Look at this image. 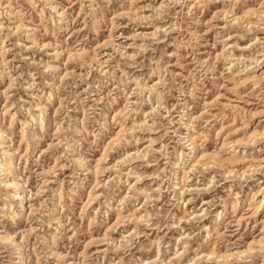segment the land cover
<instances>
[{
  "label": "clouds",
  "instance_id": "clouds-1",
  "mask_svg": "<svg viewBox=\"0 0 264 264\" xmlns=\"http://www.w3.org/2000/svg\"><path fill=\"white\" fill-rule=\"evenodd\" d=\"M53 2L0 0V42L7 41L5 53L12 51L15 61L13 70L22 63L35 67V71L30 73L32 83L22 76L14 77L16 87L31 95L32 106L42 100L49 105L60 100L63 105L61 116L66 115L70 108H75L76 114L67 116L61 131L53 136L51 124L43 134L37 132L36 124L27 115L28 102L16 101V112L26 121L23 144L29 147L31 159L35 161L36 155L47 143L43 137L51 138L53 148L49 150V155L55 158L63 153V166L71 171V179L66 187L64 181L59 179L54 187H50L49 183L40 185L41 191L37 194L27 186L26 176L33 174L39 185L41 180L50 181L55 177L56 172L60 171L59 166L51 172L33 173L31 168H27L22 173L17 170V157L12 155L9 173L7 165L0 163V264H172L173 261L180 264L188 249L185 248L183 254L177 251L173 255V248L163 243V237L159 235L166 228L190 233L185 244L192 237L203 233L200 239L193 241L198 245V257L201 251L207 250L206 245L217 242L221 250L227 245L233 264H239L242 259L243 264H264V247L255 255L245 253L242 257L235 250L238 246L228 242L229 236L239 231L240 220L233 218L234 231L231 233L220 231L222 221L227 219L229 213L227 206L214 212L213 209L217 207L215 199L205 201L207 207L201 205L186 217L192 220L190 225H186L187 232L176 222L177 217L171 211L183 209L190 202L185 199L186 196L195 200L210 192L222 179H244L235 170H225L224 176L217 173L206 177L205 173L209 169L198 161L202 150L198 134L201 131L209 132L216 123L223 125L224 121L223 115H211L209 109L212 106L205 108L203 113L200 112L199 103L195 110L190 108V95L199 88L203 98L202 78L213 71L211 57L205 60L198 51L184 54V50L192 49L197 40L204 44V32L211 31L213 27L208 19L213 9L204 11L202 8L207 0H123L121 8L115 10L116 27H125L122 23L124 20L129 25L135 20L138 23L134 27L143 23L152 30L135 32L131 37L113 33V38L99 48L92 47L95 40L68 46L53 40L41 47L33 39L35 28L21 26L17 32V22L22 21L25 11H29L25 9V4L31 5V9H39L40 14L47 13L42 23L49 24L53 33L68 18V10L78 4L84 25L89 29L88 35L96 32L102 36L113 10V0H67V6L60 2L55 7L51 6ZM215 8L216 18L225 21L226 28L235 30L240 38L247 37L253 44L259 45L256 50L258 58H252L250 63L243 55L233 58V62L225 67V72H233L238 67L239 72L236 74L241 75L257 66L264 67V39H259L264 35V0H221ZM129 39L132 41L130 44L127 43ZM232 47L236 48L237 45ZM30 48L34 52L48 49L45 53L48 59L37 61L26 55ZM66 53H71L78 67L83 65L82 74L62 76ZM105 67L108 69L106 74ZM37 78L39 83H35ZM34 87L36 92L32 95ZM238 89L237 84L227 91L236 97V102L246 103V93L241 95ZM130 96H135V101H131ZM126 100L129 106L119 113L116 124L124 127L129 119L143 120V123L135 124L134 128L137 133L147 136L146 147L137 148L131 154L123 153V158L115 165L102 170V173L107 171L108 176H100L103 191L94 193L93 200L99 203L103 211H92L100 217H106L110 211L119 214L124 211L126 202L135 201L133 207L138 212L142 207L143 212L121 221H134L130 231L125 228L117 235L114 234L116 227H113L107 235H103L104 224L97 225L96 218L87 208L79 210L86 194V185L81 184V180H86L87 185L92 183L96 175L95 166L86 152L96 153L108 140L112 126L110 116ZM253 102L260 110L251 115L264 116V91ZM81 103L87 109V116L82 122L79 118ZM233 103L229 101V106ZM145 109L150 110L146 120L143 115ZM38 120L37 116V124ZM220 131L223 132L224 127ZM12 135L10 130L0 131V139H11ZM228 135H232V132ZM135 140L133 136V144ZM81 141L88 145L87 150H81ZM120 141L126 149L124 136H121ZM141 142H145L143 136ZM116 143L113 140L109 148ZM239 143L244 149L240 158H236L240 148L233 145L227 163L236 164L252 159L259 169H264V159L256 160L247 151L252 148L255 152L264 153V148L258 147L264 143V134H259L255 141L245 139ZM2 150L3 145L0 144ZM30 156L24 155V161H28ZM149 167L155 169V175L147 174ZM182 171L185 173L183 183L179 179ZM193 178L195 184L191 183ZM145 180L149 183L145 184ZM261 191L264 192V188ZM231 211H236V203L232 204ZM86 214L92 217L91 227L80 222ZM209 217H212L210 224L202 225L201 222ZM244 218L247 219V216ZM150 230L156 231L157 235L148 240ZM94 235L100 238L89 239ZM141 236L145 237V241L140 240ZM85 242L88 247H85ZM142 244L145 248L156 249L154 260H145L136 255L133 249H138ZM93 246L98 251H92ZM200 258L207 260L206 255ZM185 264L190 262L185 261Z\"/></svg>",
  "mask_w": 264,
  "mask_h": 264
},
{
  "label": "rangeland",
  "instance_id": "rangeland-1",
  "mask_svg": "<svg viewBox=\"0 0 264 264\" xmlns=\"http://www.w3.org/2000/svg\"><path fill=\"white\" fill-rule=\"evenodd\" d=\"M6 2V0H5ZM24 0H21L23 3ZM63 2L64 6H67V0H54L51 6L55 7L56 3ZM123 0H113L111 5L112 11L109 14V19L105 25V32L102 36H98L96 32L88 35V27L84 25L83 17L80 14L79 5L76 4L73 8L68 10V18L62 21L60 29L55 33L50 31L51 26L47 23H42L44 15L47 13L40 14L39 9H31V5L25 4V11L22 21H18L16 24V30L19 33L21 26L24 28H35L36 31L32 34L35 42L43 47V45L55 40L58 44L68 46L71 44H78L81 41L86 42L87 40H95L92 45L93 48H99L101 45L107 44V42L113 38V33L117 36L120 34L131 37L135 32H148L152 29L140 23L139 27H134L138 22L133 21L131 25L124 20L122 23L125 25L123 28H117V13L116 9L121 8ZM221 3V0H207L206 4H202L204 11L208 8H212V15L208 17L213 27L211 31H205L204 36L206 37L205 43L201 44L199 40L196 41L192 49L184 50V54L188 55V52L193 53L199 52L200 56L207 60L211 57L213 62V71L210 75L202 78L201 87L204 88L203 98L199 88H197L192 95H190V108L195 110L199 103L200 112L203 113L205 108L212 106L209 110L212 116L223 115V125L216 123L215 126L209 132L201 131L198 135L200 137L201 148L198 161L208 167L209 171L205 173L206 177H210L217 173L224 176L225 170L227 171H239L244 177L243 181H232L228 179L220 180L213 189L202 194L201 197L193 200L191 196H186L185 199L190 202L187 203L183 209H171L172 213L177 217L176 222L181 225V228H185L186 225H190L192 220L186 219L195 209H199L201 205L205 204V201L215 199L217 201V207L213 211H218L221 208L227 206L228 217L225 221H222L223 227L220 231H228L231 233L234 231L233 218L240 220L239 231L235 232V235L229 236L228 242L230 244L238 246L237 249L241 256L245 253L255 255L261 247H264V192L261 191L264 188V169H259V166L253 163L252 159H245L239 163L231 164L227 163L232 151L233 145L240 148V152L237 153V159L240 158V153L244 151L240 146V141L251 140L255 141L259 134H264V116H253L252 113H257L260 108L253 101L264 91V67L257 66L256 69H252L247 73L237 75L239 68H234L233 72H225V67L233 62V58H239L241 55L248 58L250 63L252 58H258L256 56V50L259 47L258 43L253 44L247 37L240 38L235 30H229L225 27V21L218 20L216 18L217 12L215 5ZM195 11V10H193ZM7 23V22H6ZM11 27V25H8ZM79 37V39H77ZM259 39H264V35H261ZM23 42V41H22ZM127 43H132L131 39ZM233 45H237L233 48ZM7 47V41L0 42V131H11L13 135L11 139L3 137L0 139V144L3 145V150L0 151V163H5L8 167L9 173H11L12 167V155L17 157V170L25 172L27 168H31L33 173L36 172H51L58 166L60 171L56 172L55 177H52L50 181L41 180L40 184L36 183V177L33 174L26 176L27 186L35 191L37 194L41 191L40 185L49 183L50 187L56 186L57 179L63 180L65 187L71 179V171L63 166L62 156L63 153L52 158L49 155V150L53 148V141L51 138L44 136L43 138L47 141L40 153L36 155V160L33 161L30 156L29 147L23 144L25 134V123L26 121L19 113L16 112V101H27L29 104L27 115L36 124V131L43 134L51 124L52 135L56 136L64 125V121L67 116H74L76 114L75 108L69 109V112L61 116V109L63 105L60 100H56L52 105H49L47 101H40L32 106L31 95L24 89H18L16 87L17 81L14 79L16 76H22L23 79L28 80L32 83L31 74L35 71V67L27 64H20L15 70L12 69L13 60L12 51L7 53L4 52V48ZM241 49L244 51L241 52ZM48 49L44 51L34 52L31 48L26 53L30 57H34L35 60L41 61L47 60L48 57L45 54ZM169 51H172L171 44H169ZM175 61V57H173ZM64 72L62 76H75L82 74L83 65L79 67L72 60L71 53H66L63 58ZM218 69V71H217ZM108 69L104 68L106 74ZM35 83H39L37 78ZM239 85V92L241 95L246 93V103L244 101L236 102V97L228 92V88L236 87ZM26 87V86H25ZM35 87L32 89V95H35ZM62 99V98H61ZM131 101H135V96H130ZM229 101H233V105L229 106ZM129 106V101L126 100L124 103L116 109L110 116L111 129L108 140L102 145L101 149L96 153L86 152V155L91 159L95 166L96 175L92 178V183L87 185L86 180L82 179L81 184L86 185V194L83 203H80L79 210L84 211L87 208L88 212L92 213V217L96 218V223L104 224L103 235H107L113 227H116V233L119 234L123 229L127 228L129 231L134 227V221L131 223H121L129 216H136L142 214L143 208H139V212L136 207H133L135 201L126 202L124 211L117 214L116 211H110L106 217H100L97 212H93V209L100 208L98 202L93 200V194H99L103 191L100 187L102 181L100 176L103 174L104 177L108 176L107 169L117 163L118 160L122 159V154L127 152L135 151L137 148L143 149L146 147L147 136L142 133L135 131V124L143 123V120H131L124 126L120 127L116 124L119 118V113L124 111ZM150 114V110H144V119L146 120ZM38 116V124L36 123V117ZM87 116V109L84 108L81 103L79 118L81 122ZM224 127V131H220V128ZM233 129L235 131L233 132ZM232 132V135H228ZM153 136L155 134H152ZM121 136H124L127 141V148L125 149L124 143L120 141ZM135 136V144L132 143V137ZM144 137V143L141 142V137ZM113 140L117 143L111 149L109 145L112 144ZM80 147L82 151L87 150L88 145L81 141ZM159 147V145H157ZM260 148H264V143L258 145ZM248 153L256 160L264 159V153L255 152L254 149H247ZM11 153V155H9ZM30 156L28 161H24V155ZM42 165V166H38ZM251 173V176H249ZM148 175H155V169L149 167L147 170ZM83 175V174H82ZM88 175H91L90 173ZM185 173H180V182L183 183V177ZM145 184L149 183L148 180L144 181ZM192 184H195V178L191 180ZM64 188H61L63 192ZM39 198V197H38ZM236 203V211H231L232 204ZM143 204V200H141ZM159 206V205H157ZM247 216V219L244 217ZM92 217L83 216L81 223L87 227H91ZM212 217L203 220L202 225L210 224ZM151 231V236L147 239L151 240L156 237L157 232ZM165 233H167L165 235ZM159 235L163 237V243L173 248V255L179 251L181 254L185 252V248L188 249L187 255L184 257V261L180 264H185V261H189L190 264H233V258L227 251V245L224 246V250H221V245L217 242H213L211 245H206V251H201L199 257L196 249L198 245L193 241L200 239L204 234L199 233L197 236L192 237L188 240L187 244L184 243L187 240V236L190 233H182L179 229H164ZM98 236H92L89 239H99ZM141 241H145V237H140ZM85 247H88L85 242ZM103 247V246H102ZM92 251H98L93 246ZM137 256H140L145 260H154L157 255L155 248H145L143 244L138 249H133ZM207 256V260L200 257ZM171 259V257H170ZM172 264H176L175 261ZM243 264V259L239 262Z\"/></svg>",
  "mask_w": 264,
  "mask_h": 264
}]
</instances>
